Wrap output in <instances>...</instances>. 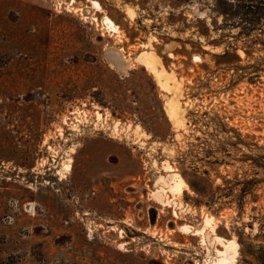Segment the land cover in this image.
Returning <instances> with one entry per match:
<instances>
[{"label":"rangeland","instance_id":"1","mask_svg":"<svg viewBox=\"0 0 264 264\" xmlns=\"http://www.w3.org/2000/svg\"><path fill=\"white\" fill-rule=\"evenodd\" d=\"M0 264H264V0H0Z\"/></svg>","mask_w":264,"mask_h":264},{"label":"bare ground","instance_id":"2","mask_svg":"<svg viewBox=\"0 0 264 264\" xmlns=\"http://www.w3.org/2000/svg\"><path fill=\"white\" fill-rule=\"evenodd\" d=\"M95 5H96V7L100 8V10L102 11L101 5H99L98 3H95ZM103 21L105 22V24L108 26L109 29H111L114 32H119L118 26L114 23V21L110 17H108V15L105 16ZM140 61L148 69V71H151V72H153L156 75V77L159 79V81L161 80L160 79V73L158 72V70L156 69L157 67L155 66V64H156L155 63V57H154V55L152 53H146V52L143 53ZM168 78H167V80H169ZM174 114H176L175 110H174ZM169 182H170L169 184H171V186H170L171 187L170 189H172L171 191L174 190L175 192L176 191H181V189H182L181 187L183 185H185L183 180L181 179V177L179 175H177V174H172L171 177H170V181ZM179 193H181V192H179ZM179 193H177V195H179ZM221 245H222L221 254L224 255V256H229V253L232 250L231 243H229V242H221Z\"/></svg>","mask_w":264,"mask_h":264}]
</instances>
